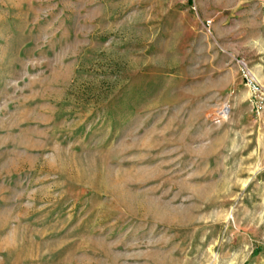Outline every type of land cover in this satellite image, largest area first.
Here are the masks:
<instances>
[{
  "label": "rangeland",
  "instance_id": "rangeland-1",
  "mask_svg": "<svg viewBox=\"0 0 264 264\" xmlns=\"http://www.w3.org/2000/svg\"><path fill=\"white\" fill-rule=\"evenodd\" d=\"M0 264H264V0H0Z\"/></svg>",
  "mask_w": 264,
  "mask_h": 264
},
{
  "label": "built area",
  "instance_id": "built-area-1",
  "mask_svg": "<svg viewBox=\"0 0 264 264\" xmlns=\"http://www.w3.org/2000/svg\"><path fill=\"white\" fill-rule=\"evenodd\" d=\"M224 108V107H223ZM223 108H221V109H223ZM226 109V111H222V112H220L219 114H221V115H226L227 114V111H228V109L227 108H225Z\"/></svg>",
  "mask_w": 264,
  "mask_h": 264
}]
</instances>
